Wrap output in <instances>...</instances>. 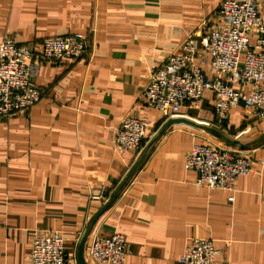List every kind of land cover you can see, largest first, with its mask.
<instances>
[{
  "label": "crops",
  "instance_id": "1",
  "mask_svg": "<svg viewBox=\"0 0 264 264\" xmlns=\"http://www.w3.org/2000/svg\"><path fill=\"white\" fill-rule=\"evenodd\" d=\"M221 1L0 0V41L34 42L35 54L44 39L94 31L80 59H35L32 84L43 93L40 102L0 120V264H29L31 240L46 230L61 234L69 264H78L79 243L104 204L93 193L109 198L141 154L114 146L126 117L147 122L143 149L176 118L241 144L264 135V119L242 105L218 122L210 92L166 120L141 96L151 72L189 35L195 62L206 58L201 40L226 24L217 13ZM203 68L213 76L207 61ZM209 139L249 158L251 173L238 178L233 193L196 186V174L184 168L192 146ZM115 233L124 238V264H180L194 238L212 240L213 264H264V140L241 149L185 124L169 126L96 219L83 247L85 264H105L91 260L88 248L95 237Z\"/></svg>",
  "mask_w": 264,
  "mask_h": 264
},
{
  "label": "built area",
  "instance_id": "2",
  "mask_svg": "<svg viewBox=\"0 0 264 264\" xmlns=\"http://www.w3.org/2000/svg\"><path fill=\"white\" fill-rule=\"evenodd\" d=\"M261 8L264 0H222L217 13L226 24L211 30L201 40L206 58L196 63L197 49L192 35L186 37L176 53L155 68L143 89L142 98L148 107L157 110L166 120L183 107L201 103L206 92L213 97V114L224 122L229 111L242 105L254 110L256 120L264 119V23ZM87 33H68L44 39L35 54L34 42L17 44L13 38L0 41V120L27 114L38 104L42 91L32 84L33 61L58 63L77 60L89 51ZM209 64L213 76L208 77L203 65ZM237 82L239 89L233 84ZM148 124L135 117L124 118L114 133V146L122 153H141ZM184 168L196 174L194 184L209 191L234 192L238 178L251 173L249 158L236 150H223L210 141L192 146ZM105 203L104 191L93 193ZM228 201L232 203L234 197ZM217 251L211 239H192L184 248L180 264H213ZM88 256L97 263L124 264L125 242L121 234L95 237ZM29 264H69L64 251V238L58 231L37 232L32 240Z\"/></svg>",
  "mask_w": 264,
  "mask_h": 264
},
{
  "label": "water",
  "instance_id": "3",
  "mask_svg": "<svg viewBox=\"0 0 264 264\" xmlns=\"http://www.w3.org/2000/svg\"><path fill=\"white\" fill-rule=\"evenodd\" d=\"M175 124H185V125H188V126L203 130V131L211 134L214 138L222 140V141H224L225 143H227L228 145H230L232 147H237V148H241V149L251 147V146L256 145L257 143H259V142L264 140V135H263L260 139L254 141V142H251L249 144H241L238 141L231 140L230 138H228L227 136H225L224 134H222L221 132H219V131H217V130H215L213 128H209L207 126H204V125H201V124H197V123L191 122V121L186 120V119L176 118V119L167 120L165 122V124L162 126V128L159 130V132L154 136V138H152V140H150L146 144V146L144 147L143 151L141 152L137 162L134 164L132 169L125 176V178L122 180V182L116 188V190L111 194V196L108 198V200L103 204V206L94 214V216L89 221V224H88V226H87V228L85 230V233H84V235H83V237H82V239H81V241L79 243L78 249H77L76 258H77V263L78 264H85L84 258H83V247H84L85 240H86L89 232L91 231V228H92L93 224L95 223L96 219L99 217L100 214H102L115 201V199L118 197V195L120 194L122 189L125 187L127 182L130 180L132 175L136 172V170L138 169L140 164L145 159L148 151L163 136V134L168 129V127L171 126V125H175Z\"/></svg>",
  "mask_w": 264,
  "mask_h": 264
},
{
  "label": "rangeland",
  "instance_id": "4",
  "mask_svg": "<svg viewBox=\"0 0 264 264\" xmlns=\"http://www.w3.org/2000/svg\"><path fill=\"white\" fill-rule=\"evenodd\" d=\"M210 140H212V141H210ZM208 141H210L213 145L216 146V141L214 139H209Z\"/></svg>",
  "mask_w": 264,
  "mask_h": 264
}]
</instances>
